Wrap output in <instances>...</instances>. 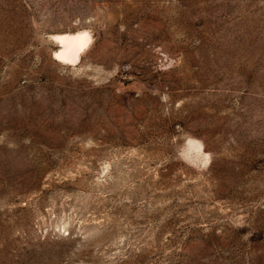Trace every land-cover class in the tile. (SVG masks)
<instances>
[{"label": "rangeland", "instance_id": "1", "mask_svg": "<svg viewBox=\"0 0 264 264\" xmlns=\"http://www.w3.org/2000/svg\"><path fill=\"white\" fill-rule=\"evenodd\" d=\"M0 264H264V0H0Z\"/></svg>", "mask_w": 264, "mask_h": 264}, {"label": "bare ground", "instance_id": "2", "mask_svg": "<svg viewBox=\"0 0 264 264\" xmlns=\"http://www.w3.org/2000/svg\"><path fill=\"white\" fill-rule=\"evenodd\" d=\"M57 43L58 50L54 52V59L63 64L73 65L77 63L82 54L90 46L92 38L86 31L74 34L54 35L52 39Z\"/></svg>", "mask_w": 264, "mask_h": 264}]
</instances>
